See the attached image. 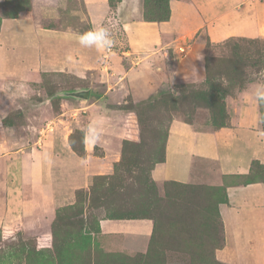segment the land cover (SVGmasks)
<instances>
[{
    "label": "crops",
    "instance_id": "obj_1",
    "mask_svg": "<svg viewBox=\"0 0 264 264\" xmlns=\"http://www.w3.org/2000/svg\"><path fill=\"white\" fill-rule=\"evenodd\" d=\"M65 2L31 0L29 12L17 19H3L0 27L1 76L26 82L37 81L41 73L72 71L82 79L94 69L102 73L100 82L107 88L100 93L86 85L91 88L86 106L61 104L56 112L51 106L52 115L47 111L43 116L42 112L33 120L29 115L17 126L18 131L15 126L4 130L1 125L2 242H14L18 234L33 233L38 249L50 247L51 224L57 211L75 204L76 191L87 189L94 176L110 175L120 159V125L132 114L114 115L105 104L125 105L127 101L121 99L125 95L137 104L168 84L195 78L200 72L197 57L204 46L194 41L200 31L210 43L264 38V0H170V16L164 22L144 20L143 0H120L114 8L108 0H79L90 29L101 24L107 28L117 25L127 43L126 48L114 52L85 48L79 44L80 33L69 29L64 18L76 16L72 12L58 16ZM49 20L63 22L65 29L41 26L42 21ZM171 53L175 56L172 64L167 56ZM101 60L104 66H99ZM110 74L117 78L109 80ZM262 82L264 79L248 85L246 103L236 107L234 115L229 113L228 127L198 132L174 119L168 128L164 162L152 171L154 179L187 184L194 179V170L198 169V174L212 161L221 182L222 178H244L253 161L264 165V133L247 125L248 120L257 119L260 105L249 92ZM81 119L85 123L79 126L75 120ZM73 125L84 134V158L69 145ZM22 133L26 144L18 145L16 135ZM97 147L102 152L100 157L94 156ZM218 209L223 242L214 250V259L221 264H264V185L228 186L227 202L219 204ZM99 227L102 236L119 237L122 250L145 254L154 224L146 219H100Z\"/></svg>",
    "mask_w": 264,
    "mask_h": 264
},
{
    "label": "rangeland",
    "instance_id": "obj_2",
    "mask_svg": "<svg viewBox=\"0 0 264 264\" xmlns=\"http://www.w3.org/2000/svg\"><path fill=\"white\" fill-rule=\"evenodd\" d=\"M150 1L145 6L143 5L144 9L147 11L148 16L156 17L159 11L156 9L155 4L161 1ZM163 4H165V0L161 2V5ZM68 9L72 10L73 16H79L80 20L84 21V13H82L84 9L79 0H69L67 8L64 5L58 16L66 14V11H69ZM2 11L0 7V15ZM22 14L20 13L19 16ZM64 18L70 20L66 15ZM68 26L69 29H72V26ZM117 27V25L113 27L111 25L110 28V24L109 28L105 27L109 31L110 38L115 41L114 47L108 49L110 52H114L119 48L123 50L127 46L126 39L117 31ZM117 36H119L118 39H116ZM254 40L252 42L233 41L220 47H207L208 41L204 32L201 31L194 38V41L204 45L202 52L200 51L197 57V59L199 57H203V59H199L196 63L200 72L195 78L162 87V90L158 92L159 97L156 101L149 100L142 105L139 118L133 111H121L120 107H131L130 104H132L126 95L121 98L123 101H127L125 105L124 103H121L120 106L105 104V107L108 106L110 113L114 115L132 114L130 118L127 117L122 120L120 125L122 150L120 159L113 165V170L115 164H118L117 175L125 183H123L121 189L115 187L113 196L121 192H125L128 196L135 178L142 179L144 175L150 176L158 185L161 195H169L170 202L166 205L169 210L168 214L173 215L175 219L183 216L191 223L188 227L186 224L184 227L181 226L179 222H175L166 228L159 225L147 254L132 255L124 253L120 249L119 237L105 236V238L98 237L95 234L97 221L105 215V208L112 206V199H109L112 193L106 185L100 186L99 181L101 180L96 179L97 182L94 180L93 186L96 184L99 188H90L91 181L88 188L83 189L84 192L79 195L82 201L80 207L75 210L74 208H66L64 212L61 211L62 216H59L61 222L59 221L60 224H57L54 229V238L58 243L57 249H54L51 245L47 248L49 251L38 249L32 239L33 233H27L22 237L18 234L14 237L16 240L13 247L8 245L12 242L6 240L0 243V264H212L210 258H212L214 241L222 235V232L219 231V225L215 222V217L219 212L217 208L218 201L226 197L228 186L235 187L247 180L258 181L264 185V169L254 166L249 176L241 179L222 178L220 182L216 164L210 161L207 162V167L205 164L204 169H199L198 174L195 173L198 169L194 170L192 182L180 183L181 185L157 181L154 179L152 171L164 162L168 128L174 119L191 125L198 132H214L199 95L200 89L206 88L207 91L209 90V87L203 83L206 79V61L209 66L208 78L210 82L225 95L226 110L229 116L228 126H230L229 113L231 112L234 115L236 107L246 103L248 81L253 80L256 82L264 79V38ZM167 56L172 64L175 56L172 53ZM99 66H104L102 60L99 61ZM123 67L125 68L124 65ZM111 71L119 74L118 70L109 69V72ZM108 77H110L109 80H114L117 75L110 74ZM33 80L22 82L15 78L0 75V129H2L1 119L6 116L17 122L15 129L18 131L17 126L24 123L27 117L22 120L20 118L24 115L10 117L11 108L20 100H40L49 94L46 93L47 90L52 92L58 88L91 85L92 89L97 92L104 93L107 91V88L100 82L102 73L94 69L88 71L82 79H77L73 72L69 71L66 74L41 73L37 81ZM61 104L66 103L56 101L39 109L42 110L41 112L34 110L26 115H30L32 120L42 112H44L43 116L47 115V111L52 115L54 112L51 106L56 112ZM36 111L38 113H35ZM260 117L258 113L257 119L248 120L247 125L264 133V125L260 121ZM47 119L50 118L47 116ZM84 120H75V123L80 126V124L85 123ZM3 129L7 130L5 127ZM72 130L73 141L77 145L81 144L80 133L82 131L76 129L74 125ZM11 132L12 130H9V133ZM24 138L26 137L23 136V133L16 135L18 145L26 144ZM4 139L6 138L4 137ZM100 150L98 147L95 148L94 156H102ZM112 174L113 171L106 176ZM96 177L99 176L92 178ZM89 188L93 189L94 199L106 197L103 207L87 210L88 203L84 197H86L85 192H88ZM129 188L130 190H128ZM81 206L84 208V210L82 208L83 214H75V212L81 210ZM73 213L74 215H72ZM202 215L204 220L199 222L203 219ZM208 218H210V222H208ZM64 241L68 242L69 245L60 252L61 243L63 245ZM56 252H60L58 256H56Z\"/></svg>",
    "mask_w": 264,
    "mask_h": 264
},
{
    "label": "trees",
    "instance_id": "obj_3",
    "mask_svg": "<svg viewBox=\"0 0 264 264\" xmlns=\"http://www.w3.org/2000/svg\"><path fill=\"white\" fill-rule=\"evenodd\" d=\"M69 0H66L65 2V6L67 8V3ZM150 0H143V5L145 6L146 3H150ZM161 2L164 0H160ZM169 1L170 0H165V4L161 5L160 3L155 4L156 9H158L159 14L156 17H150L147 14V11L144 9L143 6V18L145 21H149V22H164L167 21L169 19L170 16V11H169ZM181 1H188V0H181ZM120 0H108L109 6L110 8H114L116 6L117 3H119ZM0 7L2 8V13L0 15V27H1V22L3 19H17L20 16V13H24V12H29L31 10V0H4L1 4ZM69 10V9H68ZM72 10L66 11V13L68 14L69 12H71ZM67 22V25L72 26V29L74 31H77L78 33H83L87 30L90 29L89 25L85 22L80 20L79 16H76V18H72L71 20H67L65 19ZM42 27L45 28H50V29H63L64 28V23L63 22H47V21H42L41 23ZM65 29V28H64ZM201 32V31H200ZM200 32H198L197 34H199ZM196 34V35H197ZM195 35V36H196ZM194 36V38H195ZM208 41V40H207ZM233 41H246V42H252L255 41L254 39H245V38H231V39H227L221 43H210L208 41V46L207 47H220V46H224L226 44H229L230 42ZM205 71H206V79L204 80V85L206 84L209 87V90L207 91L206 88H202L199 91V95L202 99V104H203V108L207 111L208 113V120L210 122V124L212 125V127L214 128V131L219 130L221 128H225L228 127V120H229V116L226 110V103H225V95H223L222 92L219 91V89L210 82V79L208 78V74H209V66L207 65V61L205 63ZM253 80H249L248 84L253 83ZM179 86V85H178ZM50 90H47L46 93H50ZM159 95H155V96H151L150 98H148L145 101H142L140 103L137 104H130L131 107H120L121 111H133L136 116L139 118L140 117V110L142 109V105L144 103H146L149 100H153L156 101L158 99ZM55 106V104H54ZM259 114H260V121L262 122V124L264 125V102H261L259 105ZM27 115H24L23 117H21L20 119H24L26 118ZM17 120V119H16ZM1 125L3 127L6 128H11L17 125L16 121H12L10 118L8 117H3L1 119ZM81 134V144L77 145L73 139H72V135L69 137V145L72 149V151L79 157L84 158L86 153L84 150V134L83 132L80 133ZM164 161V160H163ZM162 161V162H163ZM117 166L118 164L114 166V170H113V174L111 176H99L96 178H90V183L92 181V184H90V188H99L96 184L93 186V181L96 179H100V186H104L106 185L108 190L112 193V196L114 195L115 192V187H119L121 189V187H123V180L121 179V177L119 175H117ZM254 166L260 168V169H264V165L260 164L258 161H253L252 162V169L251 171L245 175V176H249L254 168ZM97 182V180H96ZM254 182H258V181H246L243 184H249V183H254ZM173 184H179V183H175V182H171ZM181 185V184H179ZM88 192L86 193V197L85 201L87 200L88 203V208H94V209H98L100 207L104 206V202L106 200V197L104 198H96L94 199V195H93V189H90ZM131 188V190H130ZM128 190H130V194L128 196H126L125 192H121L120 194H115V196H111L109 199H112V206L105 208V215L100 218V219H106V220H135V219H148L151 220L154 224L153 227V232H152V236H151V241H150V245L151 243L154 241V233L157 231V227L159 225H162L164 228L171 226L172 224H174L175 222H179L181 224V226H185V224L187 225V227L191 224L189 223L183 216H179V218H174L173 215L168 214V207L166 206L167 203L169 204L170 199H169V195L167 196H162L159 190L158 185L152 180V178L150 176H143L142 179L141 178H135L134 183H132L131 187ZM121 191V190H120ZM84 190L80 189L76 191V202L75 204L68 206V207H64L61 208L57 211L56 213V218L53 221V223L51 224V234H52V243L51 246L54 249H57V244L56 240L54 238L55 233H54V229L57 226V224H60L59 221L61 219L62 213L61 211L66 209V208H74L77 209L78 207H80L79 205L81 204V198H80V194L83 193ZM109 197V196H108ZM227 202V195L226 197H224V199H221L218 201V205L219 204H223ZM124 206V207H123ZM82 208L83 206H81V210L78 212H75V214H83L82 213ZM218 208V207H217ZM84 210V208H83ZM74 215V213L72 214ZM171 215V216H170ZM209 216V214H208ZM203 217V215H202ZM100 219L97 221L96 224V235H98V237H105L102 236L100 234V227H99V221ZM210 218H208L209 220ZM64 220V219H62ZM203 219H201L199 222L203 221ZM215 222L219 225V231L222 232V224H221V217L220 214L218 212V215H216L215 217ZM211 220H209L208 222H210ZM61 222V221H60ZM213 222V221H212ZM214 222V223H215ZM93 233V232H92ZM106 238V237H105ZM90 239V238H88ZM219 239V242H218ZM214 241L213 244V248H212V253H211V257L210 260L212 262V264H221L219 262H217L214 259V250L218 247H220L222 245L223 242V236L221 235L220 238H218ZM3 241L2 236H1V231H0V243ZM65 243H61V247H60V252L63 251L64 248H66L69 244L68 242L64 241ZM14 242L9 243L8 245H10L11 247L14 246ZM150 245L148 247V251L146 252V254L149 252L150 250ZM121 251H123L124 253H130L132 255H141L138 253H132V252H126L124 250H122V248L120 247ZM45 251V250H44ZM47 251H49L47 249ZM58 252V253H60ZM58 253L56 252V256H58Z\"/></svg>",
    "mask_w": 264,
    "mask_h": 264
},
{
    "label": "water",
    "instance_id": "obj_4",
    "mask_svg": "<svg viewBox=\"0 0 264 264\" xmlns=\"http://www.w3.org/2000/svg\"><path fill=\"white\" fill-rule=\"evenodd\" d=\"M90 93V86L58 88L40 100H20L12 107L9 116L17 117L18 115H26L30 111L42 109L56 101L83 107L88 103Z\"/></svg>",
    "mask_w": 264,
    "mask_h": 264
},
{
    "label": "clouds",
    "instance_id": "obj_5",
    "mask_svg": "<svg viewBox=\"0 0 264 264\" xmlns=\"http://www.w3.org/2000/svg\"><path fill=\"white\" fill-rule=\"evenodd\" d=\"M79 44L85 48H104L105 50L114 47L115 41L110 38L109 31L102 24L98 27L91 28L79 34ZM203 59V57H199ZM249 95L257 103L264 102V82L258 83L255 88L251 89ZM95 144V141H92Z\"/></svg>",
    "mask_w": 264,
    "mask_h": 264
},
{
    "label": "built area",
    "instance_id": "obj_6",
    "mask_svg": "<svg viewBox=\"0 0 264 264\" xmlns=\"http://www.w3.org/2000/svg\"><path fill=\"white\" fill-rule=\"evenodd\" d=\"M184 51H185L184 48H181V49H180V52H181V53H184Z\"/></svg>",
    "mask_w": 264,
    "mask_h": 264
}]
</instances>
